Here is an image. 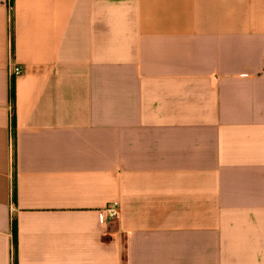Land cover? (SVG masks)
Listing matches in <instances>:
<instances>
[{
	"label": "crops",
	"instance_id": "1",
	"mask_svg": "<svg viewBox=\"0 0 264 264\" xmlns=\"http://www.w3.org/2000/svg\"><path fill=\"white\" fill-rule=\"evenodd\" d=\"M15 259L264 264V0H0Z\"/></svg>",
	"mask_w": 264,
	"mask_h": 264
},
{
	"label": "built area",
	"instance_id": "2",
	"mask_svg": "<svg viewBox=\"0 0 264 264\" xmlns=\"http://www.w3.org/2000/svg\"><path fill=\"white\" fill-rule=\"evenodd\" d=\"M22 74V69L20 66L15 65L12 70L13 76H20ZM119 207L118 205L111 204L108 205L102 212H101V220L104 224L110 225L112 222L119 218Z\"/></svg>",
	"mask_w": 264,
	"mask_h": 264
},
{
	"label": "trees",
	"instance_id": "3",
	"mask_svg": "<svg viewBox=\"0 0 264 264\" xmlns=\"http://www.w3.org/2000/svg\"><path fill=\"white\" fill-rule=\"evenodd\" d=\"M16 225L14 224V236H15V240H14V246H15V251H16V248H17V239H16ZM15 264H17V259H15Z\"/></svg>",
	"mask_w": 264,
	"mask_h": 264
}]
</instances>
